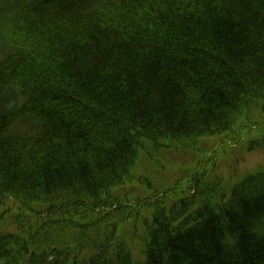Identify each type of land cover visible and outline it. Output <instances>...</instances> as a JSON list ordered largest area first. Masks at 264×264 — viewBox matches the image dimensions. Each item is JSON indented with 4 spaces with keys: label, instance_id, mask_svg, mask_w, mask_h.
I'll use <instances>...</instances> for the list:
<instances>
[{
    "label": "trees",
    "instance_id": "obj_1",
    "mask_svg": "<svg viewBox=\"0 0 264 264\" xmlns=\"http://www.w3.org/2000/svg\"><path fill=\"white\" fill-rule=\"evenodd\" d=\"M252 113L264 0H0V264H264V168L229 194L124 193L149 145L240 137Z\"/></svg>",
    "mask_w": 264,
    "mask_h": 264
},
{
    "label": "rangeland",
    "instance_id": "obj_2",
    "mask_svg": "<svg viewBox=\"0 0 264 264\" xmlns=\"http://www.w3.org/2000/svg\"><path fill=\"white\" fill-rule=\"evenodd\" d=\"M253 118L260 130L243 129L241 137L222 141V138H212L195 144L196 147L189 146L178 151L166 147L156 150L149 145L152 155H141L134 170V176L140 183L136 181L134 185L126 187L124 193L133 194L130 199L149 196L150 191L145 183H150L158 190L165 189V186L173 188L176 195L181 196L188 192L194 180L197 181L203 175L206 181L218 180L224 190L230 191L246 175L264 168V151L247 149L253 142L261 143L264 133V117L254 113ZM147 213L141 208L139 218L132 219L120 229L119 239L133 247L136 260L139 254L141 259V246L146 241Z\"/></svg>",
    "mask_w": 264,
    "mask_h": 264
}]
</instances>
